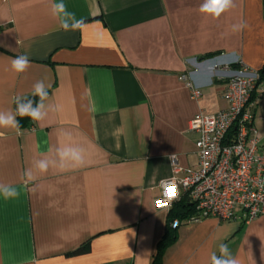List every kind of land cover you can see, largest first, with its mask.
Listing matches in <instances>:
<instances>
[{
  "label": "crops",
  "instance_id": "1",
  "mask_svg": "<svg viewBox=\"0 0 264 264\" xmlns=\"http://www.w3.org/2000/svg\"><path fill=\"white\" fill-rule=\"evenodd\" d=\"M54 2L0 0V111L50 85L42 121L0 128V183L19 192L0 196V264H151L169 212L156 206L159 182L172 158L197 165L189 121L227 107L240 67L264 68V0H233L216 19L202 0H64L85 22L74 31L53 18ZM21 54L31 64L17 74ZM253 113L264 148V94ZM61 143L83 149L85 164L40 172ZM220 243L241 264H264V215L182 221L161 264H209Z\"/></svg>",
  "mask_w": 264,
  "mask_h": 264
},
{
  "label": "built area",
  "instance_id": "2",
  "mask_svg": "<svg viewBox=\"0 0 264 264\" xmlns=\"http://www.w3.org/2000/svg\"><path fill=\"white\" fill-rule=\"evenodd\" d=\"M188 88L197 99L199 89L191 83ZM262 94L264 80L253 69L242 66L228 78L223 94L227 107L212 114L199 112L189 121V131L198 135L196 167L181 168L172 158V175L159 182L158 208L170 210L186 199L194 213L183 221L215 217L247 223L264 215V148L253 125ZM181 222L175 218L171 226Z\"/></svg>",
  "mask_w": 264,
  "mask_h": 264
},
{
  "label": "clouds",
  "instance_id": "3",
  "mask_svg": "<svg viewBox=\"0 0 264 264\" xmlns=\"http://www.w3.org/2000/svg\"><path fill=\"white\" fill-rule=\"evenodd\" d=\"M233 7V0H202L199 6V12L206 18L216 19L223 13L229 11ZM51 15L53 18L59 20V26L65 31L81 29L85 22L83 19H77L75 13L68 10L64 0H56L51 5ZM240 25L239 27H243ZM31 61L27 54H21L15 56L11 60V69L21 74L28 70ZM48 87L43 80L37 81L33 85L32 97L38 99H31L28 97H15L14 103L16 105L15 113L12 111H0V128H10L19 130L20 119L25 117L31 119L34 122L42 121L46 113L45 101L49 97ZM19 117L20 119H17ZM57 159L39 160L35 163V167L40 172H46L51 165L58 163L61 170L71 167L76 168L85 164L84 151L78 146H74L71 143H61L56 150ZM28 180L33 179L30 171L24 173ZM19 195L16 187L10 184L0 183V196L4 199L14 198ZM209 264H241L239 258L234 257L229 249L228 244H219V255L213 252L209 258Z\"/></svg>",
  "mask_w": 264,
  "mask_h": 264
},
{
  "label": "trees",
  "instance_id": "4",
  "mask_svg": "<svg viewBox=\"0 0 264 264\" xmlns=\"http://www.w3.org/2000/svg\"><path fill=\"white\" fill-rule=\"evenodd\" d=\"M260 77V80H264V68L257 71ZM28 98L31 99H38L35 97L29 96ZM19 118V117H18ZM20 119V118H19ZM29 120V118L25 117L20 119V123L23 121ZM194 213L193 205L187 202L186 199H181L180 201L176 202L169 210L167 215V226L166 230L162 234V236L158 239L155 247L154 254L152 256L151 264H161L162 258L164 255L165 250L168 246L172 245L176 240V227L173 228L171 226V222L177 218L180 221H183L189 218ZM89 250L88 244L82 247L77 248L76 250L72 251L71 254H80L85 253Z\"/></svg>",
  "mask_w": 264,
  "mask_h": 264
},
{
  "label": "snow or ice",
  "instance_id": "5",
  "mask_svg": "<svg viewBox=\"0 0 264 264\" xmlns=\"http://www.w3.org/2000/svg\"><path fill=\"white\" fill-rule=\"evenodd\" d=\"M168 191H169V194L170 195H174V191H173V187L172 186L169 187V190ZM157 206L160 207L161 206V202L158 201L157 202Z\"/></svg>",
  "mask_w": 264,
  "mask_h": 264
}]
</instances>
